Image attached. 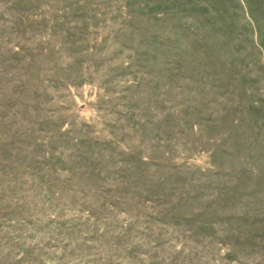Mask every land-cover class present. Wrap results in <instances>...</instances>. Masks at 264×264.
<instances>
[{
	"label": "rangeland",
	"instance_id": "374dc122",
	"mask_svg": "<svg viewBox=\"0 0 264 264\" xmlns=\"http://www.w3.org/2000/svg\"><path fill=\"white\" fill-rule=\"evenodd\" d=\"M0 264H264V0H0Z\"/></svg>",
	"mask_w": 264,
	"mask_h": 264
}]
</instances>
